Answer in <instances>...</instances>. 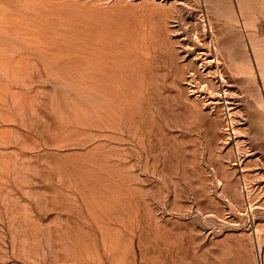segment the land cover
Here are the masks:
<instances>
[{
	"label": "rangeland",
	"instance_id": "374dc122",
	"mask_svg": "<svg viewBox=\"0 0 264 264\" xmlns=\"http://www.w3.org/2000/svg\"><path fill=\"white\" fill-rule=\"evenodd\" d=\"M0 264H264V0H0Z\"/></svg>",
	"mask_w": 264,
	"mask_h": 264
}]
</instances>
